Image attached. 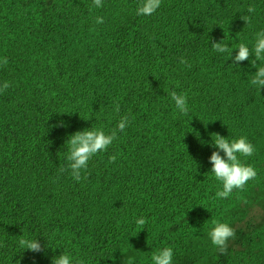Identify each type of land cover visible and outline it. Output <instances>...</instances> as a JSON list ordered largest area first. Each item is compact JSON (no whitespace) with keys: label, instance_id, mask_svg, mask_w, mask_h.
Wrapping results in <instances>:
<instances>
[{"label":"trees","instance_id":"trees-1","mask_svg":"<svg viewBox=\"0 0 264 264\" xmlns=\"http://www.w3.org/2000/svg\"><path fill=\"white\" fill-rule=\"evenodd\" d=\"M138 3L0 0V85H11L0 93V264H51L62 252L73 264H152L163 247L174 263L264 264V209L242 205L264 185V87L249 83L254 57L235 66L209 42L223 40L232 56L240 43L251 49L264 0H162L150 16L136 14ZM171 91L186 95L187 115ZM122 116L128 126L90 159L86 178L61 171L68 136L108 134ZM213 132L255 148L240 159L256 178L223 199L209 172ZM213 220L236 233L223 255L207 236ZM20 236L44 251L23 250Z\"/></svg>","mask_w":264,"mask_h":264},{"label":"clouds","instance_id":"clouds-1","mask_svg":"<svg viewBox=\"0 0 264 264\" xmlns=\"http://www.w3.org/2000/svg\"><path fill=\"white\" fill-rule=\"evenodd\" d=\"M161 3L162 0H139L136 14L138 16H150L156 12ZM91 6L100 8L103 6V0H92ZM246 11L248 13H254L255 7L250 5ZM240 19L243 20L245 24L251 22V17L249 15H243ZM103 22V17L95 18L96 24H102ZM209 42H211L210 45L214 52L226 54L227 59H231L232 64L235 66H238L239 62L249 60L250 56L254 57L250 63L256 71L251 75L249 83L258 91L264 87V30L255 34V42L251 49L246 44L240 43L234 56H232L233 49L223 43V40L215 42L209 37ZM179 62L186 67H190L188 62L183 58H181ZM257 62H259V64H257ZM7 63L8 60L6 57L0 58V66H6ZM10 86L9 82L4 81L3 84L0 85V93L7 90ZM169 95L178 113L180 115H187L189 107L186 95L177 94L175 91H171ZM114 112H119L118 104L115 106ZM128 124V116H122L116 127L111 129L108 134L102 129L88 130V128L72 133L66 140L68 146L67 155L65 157L67 167L61 169V171H69L72 179L76 182H79L82 178H86L82 177V172L87 170L90 159L97 153L106 151L107 148L118 139V133L124 132ZM209 135L211 137L210 146L216 149L212 151L208 158L211 163L209 172H211L214 178L222 185V190H218L215 193V197L222 199L228 198L233 190H243L249 180L256 178V170L251 165L242 163L240 159V157H251L255 153V148L247 138L243 136L230 141L219 133L213 132ZM221 152L223 155L220 154ZM116 158V155L110 156L109 162L114 163ZM145 223L146 220L143 217L135 221L139 230L143 229ZM212 225L213 227L208 231L207 236L212 246L216 249V253L223 255L228 249L229 240L235 239V230L227 223L218 222L216 220L212 221ZM18 243L23 250L34 253L43 252L45 249V246H42L36 238L30 239L25 236H20ZM172 260L173 249L171 247H163L153 252L151 256L152 264H172ZM51 264H73V259L69 254L62 252V254L52 257ZM79 264H82V262H79Z\"/></svg>","mask_w":264,"mask_h":264},{"label":"rangeland","instance_id":"rangeland-1","mask_svg":"<svg viewBox=\"0 0 264 264\" xmlns=\"http://www.w3.org/2000/svg\"><path fill=\"white\" fill-rule=\"evenodd\" d=\"M260 181H258L255 184L256 187H254L253 191H251L250 193H247L245 195V198H242V205H244V203H246V204L259 203L260 205H262V208L264 209V185H261L259 183ZM252 212H250V214ZM246 221H247V219H246ZM199 249H201V248H199ZM144 250L148 251V249L146 247H144ZM139 257H140V255H139ZM133 259L134 258L132 256L131 257L124 256V257L118 259L115 262V264H133V262H132ZM191 262H192V258L190 257V258L183 259L181 262H177V263L172 262V264H191ZM197 263H199V262H197Z\"/></svg>","mask_w":264,"mask_h":264}]
</instances>
